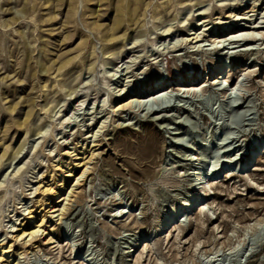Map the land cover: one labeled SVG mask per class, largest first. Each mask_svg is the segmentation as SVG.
Instances as JSON below:
<instances>
[{
	"label": "rangeland",
	"instance_id": "374dc122",
	"mask_svg": "<svg viewBox=\"0 0 264 264\" xmlns=\"http://www.w3.org/2000/svg\"><path fill=\"white\" fill-rule=\"evenodd\" d=\"M230 11L258 23L264 0H0V155L23 145L0 169V250L45 217L19 264H264V37L229 43L247 21ZM96 142L81 196L51 217L75 179L49 203L37 187Z\"/></svg>",
	"mask_w": 264,
	"mask_h": 264
},
{
	"label": "bare ground",
	"instance_id": "6f19581e",
	"mask_svg": "<svg viewBox=\"0 0 264 264\" xmlns=\"http://www.w3.org/2000/svg\"><path fill=\"white\" fill-rule=\"evenodd\" d=\"M246 14L244 16H240V17L238 16L239 14L238 15L233 14V11H230V13L227 14L228 17L236 16V21H240L243 19L247 20L246 22L237 23L234 25V27L231 28V32H232L231 34L232 35H230L231 37H229L231 40L229 43L239 42L240 40H245L248 42L250 41V43H253V41H256L257 39H259V37H258L259 33L262 35L261 37H264V32L261 30V28H264V24H263L264 21H261L258 23L256 21H251L246 16ZM203 23L204 22H202V24ZM119 27H120V25H118V24L113 25L111 27V29H113V30L108 31V39L109 40L112 41V40L116 39V37H117L116 30H118ZM194 34L195 35L192 38H188L190 41H192L194 39H195V42L201 40L199 33L194 32ZM229 38L224 37L223 39L220 38V40H219V38H218V40H216L217 39L216 38L215 40L213 39V42L214 43L215 42L220 43V42L228 40ZM218 46L219 45H217L216 47H218ZM250 48L253 49V46H251ZM113 53L114 52H110L109 55H112ZM70 62H71V60H67L65 62V64L67 65ZM111 63L113 64L114 62L111 61ZM64 66H62V67H64ZM62 67H61V69H62ZM88 69L90 71L94 69V63L93 62L89 63ZM77 77L78 76H76L74 79H77ZM217 79H218V76L216 77L214 83L217 82ZM235 85H233V86H235ZM70 87H72V85H70ZM123 89H121V90H123ZM71 90L74 91L75 88L72 87ZM164 92H166V91L160 90V91L152 92L151 94L144 96V97L139 92H135L134 94L130 95L126 100H122L121 102H119V104L117 105V109H125L126 107L127 108L131 107L135 101H138V103L140 105L148 103L149 100L157 101L159 98L157 96H160V94H162ZM157 115L159 116V114H157ZM158 116L156 118H158ZM33 117H34V114L32 112H30V113H28L27 118L26 119L24 118L22 121L19 122V124L23 128H25V125L27 126L28 123H30V121H32ZM42 128H43L42 125L29 126L27 128L28 129L27 132L28 133H34V134L39 133V132H41ZM93 140L95 141L96 139H93ZM99 143L100 142L94 143L89 151L76 152V150L78 148L68 149L66 151V154L68 156H70V157L75 156L76 161L72 167H69L70 162H68V161H65V163H64L65 165H63V162H60V161L55 164V167H57L55 169H61L62 170V174L60 176V179L58 178V181H60V183H58L60 185L59 188H56L57 186L53 187L52 184L47 185V183H44L42 185V187L41 186L37 187V190L40 191L43 194V196H48L46 199H43V200L40 199L39 201H42V203H49L48 199H49L51 194L59 195V197L62 195L58 192V190L64 189L65 183L67 182L68 178L74 177V179H75V182H74L73 186L70 188L68 194H66L57 203L53 204L50 207L49 211L51 212V215H50L51 217L56 216L58 218H62L64 216H67L71 212V210L73 208V201H75L77 199V197L81 196V193L83 192V187H82L83 180L90 173V169H91L90 163L92 162L93 158L97 154H99V152L96 151L97 149L93 148L94 146L98 145ZM22 147H23L22 143L18 147L11 146V145L7 146L4 149V151L2 152V154L0 155V169H1L2 163L5 160H12V159L16 158L18 156L19 152L21 151ZM87 152H88V154H87ZM258 156H257V159H258ZM63 166H65V168L68 167V169L67 170L62 169V168H64ZM81 168H83V169L81 170V173L77 176L76 172L78 169H81ZM52 175H54V174H52ZM194 203H195V201H194ZM193 204L187 203L186 206L191 207V205H193ZM204 208H205L204 204H201L200 211H203ZM121 212H123V210H121ZM29 213H30L29 217L34 218L33 211L30 210ZM170 222H172V221H170V219H167L160 226H166L167 224H170ZM261 222H263V221L262 220H256V222H254V225H255L254 228L256 227V229L257 228L259 229L258 225L259 224L261 225ZM173 224L171 223V226H173ZM45 226H46V221H45V217H43V219L40 223L35 224L32 227L28 228V227L23 226L21 228H17V230H15V231H17V233L15 235H13L14 241L11 240L6 245L5 244L2 245L1 250H0V261L8 260V264H19L18 261L16 260L17 258H15L14 255L15 254L16 255L21 254V255L25 256V254H27L29 252V250L35 246L36 242L39 239V236L45 232ZM15 241L21 242L20 247L17 249H15L16 248V246L14 245ZM47 242L51 243L52 238L50 237Z\"/></svg>",
	"mask_w": 264,
	"mask_h": 264
}]
</instances>
